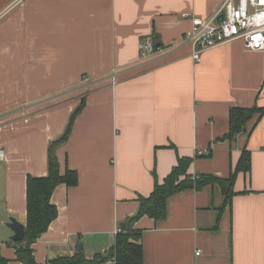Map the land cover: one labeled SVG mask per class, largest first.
I'll return each mask as SVG.
<instances>
[{"label": "crops", "instance_id": "1", "mask_svg": "<svg viewBox=\"0 0 264 264\" xmlns=\"http://www.w3.org/2000/svg\"><path fill=\"white\" fill-rule=\"evenodd\" d=\"M222 0H0V256L17 260L9 217L27 223V180L48 174L51 144L60 172L57 218L32 244L35 260L110 248L139 197L162 182L180 156L192 175L228 178L244 149L231 202L215 182L167 200L166 217L144 215L143 264H264V115L251 133L225 138L232 107H264V49L242 39L208 49L173 48ZM163 47L150 57L141 38ZM117 73L115 77L112 75ZM88 79V80H87ZM210 154H205L208 150ZM198 155V156H197ZM81 245V250H78ZM199 251V254H197Z\"/></svg>", "mask_w": 264, "mask_h": 264}, {"label": "trees", "instance_id": "2", "mask_svg": "<svg viewBox=\"0 0 264 264\" xmlns=\"http://www.w3.org/2000/svg\"><path fill=\"white\" fill-rule=\"evenodd\" d=\"M155 37V35H154ZM156 38V37H155ZM157 39V38H156ZM158 43V41H157ZM82 106L71 117L65 133L49 148L48 174L43 177L29 176L27 180V223L24 239L17 247V260L21 264H41L35 260L32 244L45 233L50 224L58 216V208L52 203V195L58 185L65 183L67 186L78 183V174L75 170L60 172V164L55 152L56 147L67 141L70 136L76 115ZM264 115V107L253 105L250 107H232L230 110V128L225 138L233 140L241 133H251L257 122ZM209 149L205 154H210ZM198 156V155H197ZM194 157L180 156L177 164L170 173L159 182L156 178L154 190L147 197H139V209L135 216L128 219L125 230L117 233L114 244L103 252L93 256H86L83 251L73 255L58 256L45 264H143V250L139 242L141 232L132 228V223L144 215L156 220L166 217L168 198L186 189H201L206 184L218 182L225 194V203H230L234 194V182L239 171L248 172L251 169V152L244 149L238 164L228 178H218L213 175H200L194 178L189 172V167ZM0 264H7V260L0 256Z\"/></svg>", "mask_w": 264, "mask_h": 264}, {"label": "built area", "instance_id": "3", "mask_svg": "<svg viewBox=\"0 0 264 264\" xmlns=\"http://www.w3.org/2000/svg\"><path fill=\"white\" fill-rule=\"evenodd\" d=\"M184 16L190 17L191 26L185 31L181 41L172 47L192 46L191 55L196 62L202 61L204 51L236 39H242L248 48L264 49V0H222L211 16L202 17L189 13H184ZM163 50L154 34L143 36L139 42L142 58ZM116 74L112 76L115 77ZM5 158L6 152L0 147V159ZM112 262L109 261L108 264Z\"/></svg>", "mask_w": 264, "mask_h": 264}, {"label": "water", "instance_id": "4", "mask_svg": "<svg viewBox=\"0 0 264 264\" xmlns=\"http://www.w3.org/2000/svg\"><path fill=\"white\" fill-rule=\"evenodd\" d=\"M14 232L11 236V239L20 242L24 239L25 236V224L17 220L15 217H9V221L6 223ZM127 228V223L122 222L121 229L125 230ZM78 250H81V245L79 246Z\"/></svg>", "mask_w": 264, "mask_h": 264}]
</instances>
